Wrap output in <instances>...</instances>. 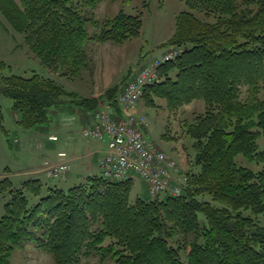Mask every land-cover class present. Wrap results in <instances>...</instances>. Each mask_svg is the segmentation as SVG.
Instances as JSON below:
<instances>
[{"label":"trees","instance_id":"obj_1","mask_svg":"<svg viewBox=\"0 0 264 264\" xmlns=\"http://www.w3.org/2000/svg\"><path fill=\"white\" fill-rule=\"evenodd\" d=\"M105 1L0 0V10L44 66L79 77L89 67L91 42L123 45L141 36V17L122 9L98 21ZM187 5L167 44L179 52L161 63L160 81L144 94L150 106L161 99L172 111L204 103L205 112L185 126L195 140L197 170L187 173L181 195L133 201V179L98 175L67 192L51 188L44 194L40 179L16 187L5 178L0 192L10 200L0 216V264H12L15 249L27 244L55 264H264V226L258 221L264 217V0ZM119 92L113 87L105 97L121 112ZM0 96L12 100L24 131L49 125L55 111L101 107V100L51 78L13 75L5 63ZM3 122L0 106L6 132ZM29 194L39 202L32 205ZM186 249L187 263L181 258Z\"/></svg>","mask_w":264,"mask_h":264},{"label":"rangeland","instance_id":"obj_2","mask_svg":"<svg viewBox=\"0 0 264 264\" xmlns=\"http://www.w3.org/2000/svg\"><path fill=\"white\" fill-rule=\"evenodd\" d=\"M13 1L20 5V0ZM121 9L127 14L141 17L143 21L141 36L129 40L123 45L111 42H91L89 45V67L79 77L67 76L62 72L55 73L44 66L28 47L25 35L17 31L16 26L10 23L0 10V64L5 63L10 67L13 75L31 77L38 74L45 78H51L68 91L76 92L83 97L84 95L86 97L95 96V99L101 100L102 105L113 108V105L105 97L108 90L113 87L124 90L125 83L133 73L138 74L137 71L142 65L150 63L154 59L161 60L167 53L176 52L167 44L175 32L177 16L188 11V5L187 0H108L99 6L96 17L98 21L103 22L106 18L116 16ZM89 32L94 35L97 31L93 26H90ZM245 97L246 89L244 88L243 98ZM12 105V100L0 96V106L4 118L3 126L6 130L3 132L0 128V173L8 167L16 171L23 168L24 165H28L29 162H33L34 159H37V166L41 165L39 162L45 151L53 154L56 158L59 152L65 151L75 161L72 165L71 176L51 179L48 175H44L48 174L51 166L57 163L56 160L53 162L50 159L48 161L53 163L51 166L46 167L43 164L35 170V173L42 181L44 194L51 188L67 192L84 182L78 175L82 174L84 163L88 161L89 152L98 150L101 157L105 156L109 138L106 136L102 141L85 138L82 131L84 123H80L79 117L75 118L72 114L55 111L49 125L41 129L24 131L15 119V116L17 118L18 115L13 114ZM118 105L120 107L119 100ZM75 109L77 108L70 107L67 110L72 112ZM204 112L203 102H194L172 111L166 101L156 99L155 106L152 107L147 103L146 98H143L134 109L129 110V113L136 116L140 124H143L145 139L165 152L168 158L178 166L182 172V176L179 178L183 182L185 180L183 178L187 176L188 172L197 170L194 168L195 140L187 135L185 126L193 123ZM39 133L43 137L41 141H39ZM46 134L56 135L59 138L52 149L47 148L45 142L48 141L50 135L47 137ZM17 141H19L18 144ZM40 143L44 148L39 145ZM68 160L70 162L71 159L68 158ZM238 162L244 164L241 158ZM95 173L100 174L98 169ZM12 182L16 187L21 185H18L20 182L18 180L12 179ZM28 197L32 205L37 204L40 200L30 194ZM137 197L149 199L136 179L132 195L133 201ZM9 200V195L0 192V216L5 215V206ZM258 221L264 226L263 216L259 217ZM189 251L190 249L181 251V258L186 263ZM11 261L12 264H55L52 257L35 244L16 248ZM88 264L101 263L98 262V259H94ZM105 264L113 263L106 262Z\"/></svg>","mask_w":264,"mask_h":264},{"label":"built area","instance_id":"obj_3","mask_svg":"<svg viewBox=\"0 0 264 264\" xmlns=\"http://www.w3.org/2000/svg\"><path fill=\"white\" fill-rule=\"evenodd\" d=\"M178 52L168 54L162 60H154L143 67L125 87L119 97L126 117L114 120L107 111L90 114L83 129L86 138L104 140L109 144L105 156L100 159L103 177L110 181H122L131 176L139 177L148 187L154 198L160 195L178 196L183 187L177 182L180 176L178 166L168 155L145 139L143 124L129 110L134 109L144 96L145 89L160 81L158 67L177 56ZM139 122V123H138ZM57 141V137H50ZM60 162L51 168V175L59 177L70 170L67 154H59Z\"/></svg>","mask_w":264,"mask_h":264},{"label":"crops","instance_id":"obj_4","mask_svg":"<svg viewBox=\"0 0 264 264\" xmlns=\"http://www.w3.org/2000/svg\"><path fill=\"white\" fill-rule=\"evenodd\" d=\"M134 75H135V73H133L131 75V78ZM84 97H86V96L84 95ZM87 98H96V97L95 96H92V97L89 96ZM67 109H69V108H67ZM67 109H63V110H60V111L72 114L75 118L79 117L81 124L85 122V118L84 117L86 115L84 114V112L82 110L75 109L72 112H70ZM15 119L19 120V118L18 117L16 118V116H15ZM45 131H46V129H45ZM46 133H47V131H46ZM38 135H39V141L43 140V137L41 136V133H39ZM49 135H51V134H49ZM49 135H47V137ZM21 143H22V141H21ZM45 143H46L48 149H50V148L52 149L54 147V145H55V143H51V142H49L47 140H46ZM39 145L42 148H44V146L41 143ZM172 154H175V153H172ZM98 156H100V151H98V150L91 151V152L88 153V161L86 163H84L83 171L81 172L82 174L78 175L81 179L87 178L88 176H92V175H98V174L95 173L97 169L99 170V172L101 174V170H100L99 165H98ZM55 158L56 157L53 156V154H49L48 152L45 151V153L43 154L42 160L39 162L41 165L37 166L36 165L37 164V159H34L33 162H29L28 165H24L23 168H19L16 171H13L10 167H8L5 171L0 173V182L3 179H5V178H9L11 180L13 179V180L20 181L18 183V185H19V184H23V182H26L29 179H39L38 175L35 173V170L38 167H41L48 159L55 161ZM72 161H73L72 163L75 162L74 159H72ZM32 176H33V178H31ZM69 176H71V174ZM134 179H137V178H134ZM140 184H141L142 190L148 196V192H146L147 190L145 189L144 185L142 183H140Z\"/></svg>","mask_w":264,"mask_h":264}]
</instances>
